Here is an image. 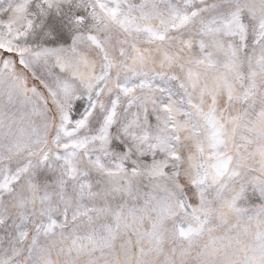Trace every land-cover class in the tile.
<instances>
[{
    "label": "snow or ice",
    "instance_id": "snow-or-ice-1",
    "mask_svg": "<svg viewBox=\"0 0 264 264\" xmlns=\"http://www.w3.org/2000/svg\"><path fill=\"white\" fill-rule=\"evenodd\" d=\"M0 264H264V0H0Z\"/></svg>",
    "mask_w": 264,
    "mask_h": 264
}]
</instances>
